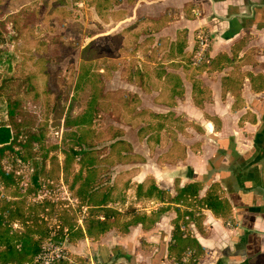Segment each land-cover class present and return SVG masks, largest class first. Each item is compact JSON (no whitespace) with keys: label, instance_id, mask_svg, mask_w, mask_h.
I'll list each match as a JSON object with an SVG mask.
<instances>
[{"label":"crops","instance_id":"1","mask_svg":"<svg viewBox=\"0 0 264 264\" xmlns=\"http://www.w3.org/2000/svg\"><path fill=\"white\" fill-rule=\"evenodd\" d=\"M0 2L22 7V0ZM110 4V25L104 19L108 3L101 5L102 31L109 27L107 34L114 35L129 28L128 38L153 26L152 41L169 59L154 84L117 83L133 96L136 115L130 160L115 166L116 180L126 188L112 197L119 213L131 206L122 216L127 230L113 225L99 239L71 244L76 256L69 263L81 256L86 264H264V0ZM199 31L211 41L206 61L194 66ZM156 119V129H147ZM193 184L200 185L199 198L217 187L230 211L217 208L215 215L195 200L171 202L178 189ZM151 186L170 200L147 196Z\"/></svg>","mask_w":264,"mask_h":264},{"label":"rangeland","instance_id":"2","mask_svg":"<svg viewBox=\"0 0 264 264\" xmlns=\"http://www.w3.org/2000/svg\"><path fill=\"white\" fill-rule=\"evenodd\" d=\"M99 1L22 0L21 8L0 2V126L16 138L15 152L1 161L13 183L0 186V207L7 203L19 211L6 224L12 231L30 227L39 237L60 222L83 226V163L92 160L99 167L95 183L103 186L94 200L106 189H113L112 198L126 188L116 180L115 166L130 160L136 115L133 96L117 83L154 84L169 57H162L160 42L154 45L153 26L129 32L128 38L129 28L114 35L107 34L109 27L102 31ZM107 3L104 19L110 25V0H103ZM89 104L88 123L76 124ZM158 124L156 119L146 127Z\"/></svg>","mask_w":264,"mask_h":264},{"label":"trees","instance_id":"3","mask_svg":"<svg viewBox=\"0 0 264 264\" xmlns=\"http://www.w3.org/2000/svg\"><path fill=\"white\" fill-rule=\"evenodd\" d=\"M103 4V0L99 1ZM191 63V61H190ZM192 64V63H191ZM92 105L89 104L86 112H84L83 117H80L76 121L78 125H86L88 123V116L91 113ZM16 144V138L12 135L10 129L6 125L0 126V186L2 189H7L9 184L13 183V175L6 173L1 166V161L7 152H15L14 146ZM24 146V145H23ZM77 153H75L76 155ZM99 167L95 166L94 163L87 162L83 163V172L87 171L86 175H83V207L86 208L85 214H83V226H72L67 223L56 225V230L50 233H44L46 235H39L35 237V231L27 227L25 232L12 231L8 229L6 224H9L15 214L19 211H11L6 206L7 203L0 207V264H41L39 257L41 256L45 245L53 241L55 244H64L65 246L75 244L85 237L92 239H99V236L103 235L107 230L113 227V225H118L121 227H126L128 211L126 213H119L116 209L108 207V204L112 202L111 195L108 194L112 188L106 189L99 199L94 200V194L96 190L100 188V183H95V178L99 175ZM143 186L139 185L137 187V194L142 191ZM199 184H193L178 189L176 199H172L175 202H185L188 199L195 200L197 204L204 205L205 207L212 210V212L217 215V208L220 210L226 209L230 211L229 206L224 199L221 198L219 189L217 187H212L203 198H199ZM155 193V196L161 202L169 199L166 197L167 193L165 191L158 190L156 187H149L146 195L151 196ZM170 200V199H169ZM7 214V215H6ZM103 216V220L99 217ZM122 217V218H121ZM6 218V219H5ZM127 230V227H126ZM173 239L175 242L180 240L181 234L178 233V226L174 228ZM38 235V234H37ZM45 239L42 244V239ZM64 246V248H65ZM69 247V248H70ZM187 247L184 243L183 250ZM69 250V249H68ZM184 251H182L183 253ZM70 252L65 253L62 258L56 260L52 264H70L69 259L76 255H69ZM77 262L74 264H86L81 256L75 257Z\"/></svg>","mask_w":264,"mask_h":264},{"label":"built area","instance_id":"4","mask_svg":"<svg viewBox=\"0 0 264 264\" xmlns=\"http://www.w3.org/2000/svg\"><path fill=\"white\" fill-rule=\"evenodd\" d=\"M196 34V42L191 56V63L194 66L200 65L206 61L211 41L210 36L204 31H199ZM64 249L65 248L60 244H55L53 241L48 242L39 257L41 264H52L56 260L62 258Z\"/></svg>","mask_w":264,"mask_h":264}]
</instances>
